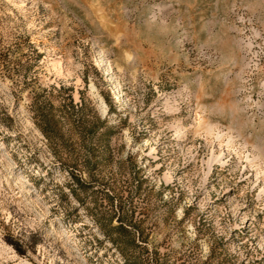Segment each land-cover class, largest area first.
Returning a JSON list of instances; mask_svg holds the SVG:
<instances>
[{
  "label": "rangeland",
  "instance_id": "374dc122",
  "mask_svg": "<svg viewBox=\"0 0 264 264\" xmlns=\"http://www.w3.org/2000/svg\"><path fill=\"white\" fill-rule=\"evenodd\" d=\"M0 264H264V0H0Z\"/></svg>",
  "mask_w": 264,
  "mask_h": 264
},
{
  "label": "trees",
  "instance_id": "16d2710c",
  "mask_svg": "<svg viewBox=\"0 0 264 264\" xmlns=\"http://www.w3.org/2000/svg\"><path fill=\"white\" fill-rule=\"evenodd\" d=\"M121 218L119 217V221L121 222L122 220H120ZM117 229L126 232V228L122 225V223L117 227Z\"/></svg>",
  "mask_w": 264,
  "mask_h": 264
}]
</instances>
